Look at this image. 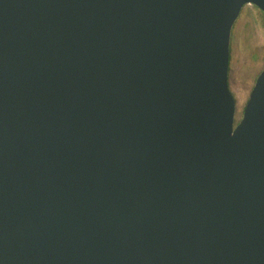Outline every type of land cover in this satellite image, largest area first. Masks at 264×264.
Here are the masks:
<instances>
[{
  "label": "water",
  "instance_id": "water-1",
  "mask_svg": "<svg viewBox=\"0 0 264 264\" xmlns=\"http://www.w3.org/2000/svg\"><path fill=\"white\" fill-rule=\"evenodd\" d=\"M264 0H0V264H264Z\"/></svg>",
  "mask_w": 264,
  "mask_h": 264
},
{
  "label": "rangeland",
  "instance_id": "rangeland-1",
  "mask_svg": "<svg viewBox=\"0 0 264 264\" xmlns=\"http://www.w3.org/2000/svg\"><path fill=\"white\" fill-rule=\"evenodd\" d=\"M263 70L264 13L256 6L246 5L234 24L230 44L229 85L236 100V124L242 119Z\"/></svg>",
  "mask_w": 264,
  "mask_h": 264
},
{
  "label": "flooded vegetation",
  "instance_id": "flooded-vegetation-1",
  "mask_svg": "<svg viewBox=\"0 0 264 264\" xmlns=\"http://www.w3.org/2000/svg\"><path fill=\"white\" fill-rule=\"evenodd\" d=\"M240 122V121H239Z\"/></svg>",
  "mask_w": 264,
  "mask_h": 264
}]
</instances>
